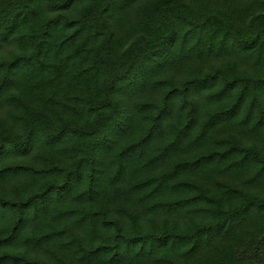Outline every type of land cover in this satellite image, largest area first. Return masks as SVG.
Returning <instances> with one entry per match:
<instances>
[{
	"label": "trees",
	"instance_id": "1",
	"mask_svg": "<svg viewBox=\"0 0 264 264\" xmlns=\"http://www.w3.org/2000/svg\"><path fill=\"white\" fill-rule=\"evenodd\" d=\"M0 264H264V0H0Z\"/></svg>",
	"mask_w": 264,
	"mask_h": 264
}]
</instances>
